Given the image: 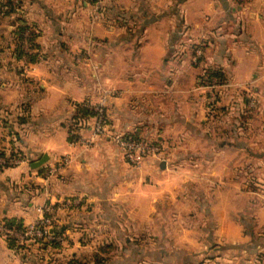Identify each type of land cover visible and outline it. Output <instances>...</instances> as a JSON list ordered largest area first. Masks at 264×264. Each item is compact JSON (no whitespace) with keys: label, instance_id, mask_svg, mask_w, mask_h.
<instances>
[{"label":"crops","instance_id":"0c3cea01","mask_svg":"<svg viewBox=\"0 0 264 264\" xmlns=\"http://www.w3.org/2000/svg\"><path fill=\"white\" fill-rule=\"evenodd\" d=\"M17 2L0 6V226L49 204L60 246L0 234V264H264V0ZM103 96L110 132L158 156L69 137L74 103Z\"/></svg>","mask_w":264,"mask_h":264},{"label":"built area","instance_id":"2783aa9c","mask_svg":"<svg viewBox=\"0 0 264 264\" xmlns=\"http://www.w3.org/2000/svg\"><path fill=\"white\" fill-rule=\"evenodd\" d=\"M16 1V0H14ZM196 58L201 55V49L196 48ZM195 58V59H196ZM106 97L103 96L97 103L84 102V106L94 111L91 119L89 131L91 137L106 136L111 138L120 148L125 160L133 165L140 166L143 160L148 156H158L161 153L159 143L151 142L145 139H136L126 134H112L106 122L107 115L105 110ZM87 141V140H86ZM11 163L18 162L17 159L10 157ZM72 201H69L70 203ZM55 220V209L52 205H44L40 208V216L33 223L24 226L22 230H15L7 227L5 224L0 226V234L14 240L17 246H24L30 243L49 241L55 238L52 232Z\"/></svg>","mask_w":264,"mask_h":264},{"label":"trees","instance_id":"16d2710c","mask_svg":"<svg viewBox=\"0 0 264 264\" xmlns=\"http://www.w3.org/2000/svg\"><path fill=\"white\" fill-rule=\"evenodd\" d=\"M21 2V0H18L17 5ZM5 6V12H12L14 10V6L12 4V0H3L0 3V6ZM31 26L28 24H24L22 22H19L16 25V28L13 32L14 35V40H15V44H16V53H17V57H21L23 55L26 54V56H28L30 61L34 60V54L35 52H25V50L23 49V42L26 39L29 43H30V48L34 49L35 47V43H34V39L36 34L34 33V31H30L28 32V34H26V30H28ZM215 76L217 77V82L218 83H222V76L220 75L219 71L214 70V69H209L208 73H207V78H205L203 81L205 80H209L210 77ZM213 103H211L212 105ZM213 108H215V105H212ZM94 116V111L91 110L90 108L84 106L81 103H74V113L71 117V119L68 122V128H69V137L70 138H78V136L80 135V131L85 130V129H89L90 123H91V119ZM106 122H108V120H106ZM126 136H131L133 138L136 139H145L148 140L147 138H143V137H139L138 134L136 133H128L126 134ZM154 142V141H153ZM155 143H158L155 141ZM1 155H5L4 152H1ZM9 157L11 158H21V156H19L17 151H10L9 153ZM5 225L9 228H13L15 230H22L24 228V225L22 224V222H19L17 220L14 219H10V220H6ZM56 226V225H55ZM55 236L60 234V229L57 227V229H55ZM8 240L10 242V245L13 246L14 245V240L8 237ZM46 246H50V247H59L60 246V242L58 240H56L55 238L46 241L45 242V247ZM69 264H77V260L76 259H70L68 260Z\"/></svg>","mask_w":264,"mask_h":264},{"label":"rangeland","instance_id":"374dc122","mask_svg":"<svg viewBox=\"0 0 264 264\" xmlns=\"http://www.w3.org/2000/svg\"><path fill=\"white\" fill-rule=\"evenodd\" d=\"M155 224H153V223H151V225L150 226H154ZM158 226H163L162 224H157ZM100 228H101V231H102V234H99L100 232H98V241H97V243H98V247H102V248H104V247H106V243H107V241H106V239H105V234H104V229L103 228H105V227H103V226H100ZM143 231H147V230H138L137 231V234H141V233H143ZM151 232H153L152 230H150ZM97 245V244H96Z\"/></svg>","mask_w":264,"mask_h":264},{"label":"water","instance_id":"95a60500","mask_svg":"<svg viewBox=\"0 0 264 264\" xmlns=\"http://www.w3.org/2000/svg\"><path fill=\"white\" fill-rule=\"evenodd\" d=\"M46 159H47V155L46 154H43L41 156V158H39L38 160L32 162L31 167L32 168L39 167L40 165H42L46 161ZM52 232L54 233V228H52Z\"/></svg>","mask_w":264,"mask_h":264}]
</instances>
